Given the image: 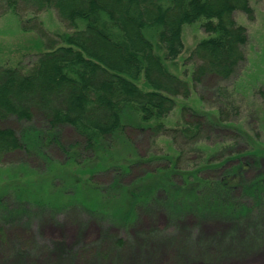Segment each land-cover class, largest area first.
I'll return each instance as SVG.
<instances>
[{
	"label": "trees",
	"instance_id": "trees-1",
	"mask_svg": "<svg viewBox=\"0 0 264 264\" xmlns=\"http://www.w3.org/2000/svg\"><path fill=\"white\" fill-rule=\"evenodd\" d=\"M2 8L16 15L18 9H23V17L54 11L64 30L58 32L56 38H47L46 49L38 54L29 71L24 72L20 67L0 68V161L8 153L28 151L30 141L36 148L48 150L50 145H56L65 150L60 139L64 127L74 129L84 143L70 149L81 146L93 149L100 140L122 134L126 115L136 114L146 126L153 124L147 129L155 138L170 135L178 144L181 140L179 158L158 168L156 173H146L145 178L139 179L142 181L139 185L138 180L135 183L138 191L122 193L123 200L118 204L108 200L99 212L103 215L97 213V217L111 222L121 221L130 228L142 212L164 210L174 229L171 244L174 242L183 247L182 241L188 244L190 251L197 252L196 257H192L184 247L183 252L179 250L182 253L179 262L184 264L192 258H199L201 262L215 242L224 241L223 247L230 248V237L237 239L241 226H248L251 222L250 216L262 213L259 209L263 202L264 174L248 183L243 173L246 168L240 164L220 171L218 179L203 175L205 171H218L230 161V156L226 162L217 164L209 161L197 164L186 157L185 163L190 165L192 162L196 168L184 172L179 163L185 156V147L201 142L204 124L187 122V126L180 129L166 128L165 124L177 107V100H188L194 89L189 81L168 67V64L177 65L185 49L184 27L205 20L203 28L208 33V37L201 40L190 54V60L198 62L191 76L194 85L202 84L208 77L229 81L247 59L245 48L249 33L246 26L238 23L237 14H245L253 21L251 0H0ZM33 17L25 23L35 21ZM28 27L33 31L36 25ZM40 29L37 27L36 31ZM218 91L219 96L221 93L225 98L220 103L225 105L218 107L219 103L216 115L210 118L209 125L214 128L230 125L233 112L236 114L234 118L241 116L230 93L221 87ZM220 91H227L228 95L224 96ZM187 110L192 117L198 115V111L190 106L182 109V115ZM11 117L23 124L19 131L2 125ZM37 117L40 126L36 123ZM162 159L160 156L138 157L137 162ZM159 173H165V178ZM174 176L183 177L181 186L174 183ZM238 188L244 189V194L253 200L252 206L230 202L231 192ZM63 190L56 186L52 198L45 200L25 193L24 200L16 197V206L5 208L9 217L19 225L24 216L43 214L45 205L70 206L62 204L63 199L57 197ZM101 192L113 199L117 194L107 189H101ZM91 201L85 202L93 205H81L101 206ZM189 218V222L195 221L196 226H204L207 220L231 223L233 230L232 233L229 229L220 235L209 236L197 227L199 235L195 229L189 230ZM253 228L256 230L253 234L255 244L264 243L260 227ZM2 231L0 226L4 241ZM177 234L182 237L179 241L176 240ZM248 236L251 235L245 238ZM112 241L117 246L123 245L124 239L112 237ZM54 248L60 252V258L69 255L60 243ZM228 251L222 255L230 259ZM25 255V252H19L15 257L22 259Z\"/></svg>",
	"mask_w": 264,
	"mask_h": 264
},
{
	"label": "rangeland",
	"instance_id": "rangeland-1",
	"mask_svg": "<svg viewBox=\"0 0 264 264\" xmlns=\"http://www.w3.org/2000/svg\"><path fill=\"white\" fill-rule=\"evenodd\" d=\"M251 6L255 16L253 21L245 14H237L238 23L248 29L249 43L245 48L247 59L232 79L222 82L208 77L202 84L194 85L192 82L191 76L198 62L190 60V54L201 40L208 37L203 28L205 20L184 27L185 49L176 66L168 64L172 72L189 81L194 89L188 100H177V107L165 121L166 128H185L187 122L194 121L204 124L201 142L185 147V156L179 163L184 172L196 168L192 162L190 165L185 163L186 157L197 164L205 161L217 164L226 162L230 156V161L218 171H205L203 175L218 179L220 171L240 164L246 168L243 173L248 183L264 174V0H251ZM17 14L5 8L0 9V68L20 67L27 72L34 65L38 54L46 49L49 42L47 38H56L64 26L54 11L23 17L24 10L18 9ZM32 16L35 21L25 23ZM33 24L41 29L29 30L31 28L28 26ZM140 85L144 87L143 82ZM220 87L233 97V105L240 108L241 116L234 118L236 114L233 112L230 125L214 128L209 125L210 118L216 115L217 105L225 99L221 93L219 96ZM227 91L220 92L227 96ZM221 105L225 103H220L218 107ZM185 106L196 109L198 115L192 117L188 110L182 115ZM39 122L37 117L36 123L40 126ZM124 123L122 134L100 140L93 149H84L82 146L70 149L71 146L82 144L83 140L74 129L64 127L60 139L65 150L56 145H50L48 150L36 148L30 141L28 151L11 152L2 158L0 226L5 239L2 241L0 236V264H183L179 262L182 254L179 250L183 252L184 247L189 252L190 249L182 241L183 247H178L174 242L171 244L174 229L164 210L147 214V210L142 212L130 228L116 219V222H111L95 215H103L99 212L108 200L118 204L119 200H123L122 193L128 190L136 193L138 189H135V183L138 180L139 185L142 182L139 179L145 178L146 173H156L160 167L179 158L181 140L178 144L174 143L170 135L155 138L151 130L147 129L153 124L146 126L136 114L126 115ZM2 125L19 131L23 124L11 117ZM151 156L163 159L138 164V157ZM159 175L165 178V173ZM181 178L174 176V183L181 186L184 182ZM56 186L64 189V193L61 192L57 197L63 199L62 204L70 206L45 205L43 214L38 215L36 212L37 215L24 216L19 225L9 217L5 206H16V197L24 200L25 193H28L45 200L52 198ZM101 189L117 192L114 193L115 199L103 195ZM261 196L263 202L259 210L262 213L250 216L251 222L248 226H241L237 239L230 237V248L223 247L226 244L224 241L215 242L214 247L211 246L205 254L208 258L204 256L201 262L199 258H192V261L184 264H264V243L255 244L256 237L253 235L256 232L253 226L260 227L259 232L264 235V191ZM89 200L101 206L92 208L81 205H93L85 202ZM230 202L247 206L254 203L241 188L231 192ZM125 210L129 211L128 207ZM38 212H41V208H38ZM107 212L110 210L107 209ZM189 221L190 218L187 224L189 230L195 229L199 235L198 228L209 236L233 230L231 223L217 220H207L204 226H196L195 221ZM248 234L250 238H245ZM112 237L124 239L123 245H114ZM181 238L178 236L176 240ZM56 243H60L69 255L60 258V252L54 248ZM228 250L230 259L222 255L229 253ZM19 252H25V257H15ZM190 254L196 257L197 252L192 250Z\"/></svg>",
	"mask_w": 264,
	"mask_h": 264
}]
</instances>
